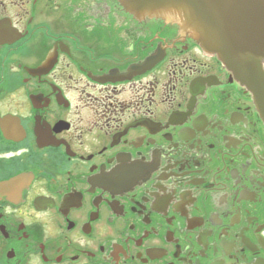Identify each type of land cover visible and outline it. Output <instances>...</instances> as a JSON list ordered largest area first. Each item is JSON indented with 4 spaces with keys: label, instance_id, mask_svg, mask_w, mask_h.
I'll return each mask as SVG.
<instances>
[{
    "label": "flooded vegetation",
    "instance_id": "af4514ba",
    "mask_svg": "<svg viewBox=\"0 0 264 264\" xmlns=\"http://www.w3.org/2000/svg\"><path fill=\"white\" fill-rule=\"evenodd\" d=\"M0 264H264L251 84L122 0H0Z\"/></svg>",
    "mask_w": 264,
    "mask_h": 264
},
{
    "label": "water",
    "instance_id": "95a60500",
    "mask_svg": "<svg viewBox=\"0 0 264 264\" xmlns=\"http://www.w3.org/2000/svg\"><path fill=\"white\" fill-rule=\"evenodd\" d=\"M139 17L176 24L239 73L264 114V0H122Z\"/></svg>",
    "mask_w": 264,
    "mask_h": 264
}]
</instances>
